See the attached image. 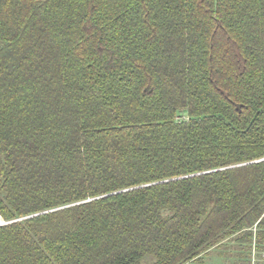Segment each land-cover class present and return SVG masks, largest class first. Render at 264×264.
<instances>
[{
	"label": "trees",
	"instance_id": "16d2710c",
	"mask_svg": "<svg viewBox=\"0 0 264 264\" xmlns=\"http://www.w3.org/2000/svg\"><path fill=\"white\" fill-rule=\"evenodd\" d=\"M263 158L264 0H0V264L261 253Z\"/></svg>",
	"mask_w": 264,
	"mask_h": 264
},
{
	"label": "rangeland",
	"instance_id": "374dc122",
	"mask_svg": "<svg viewBox=\"0 0 264 264\" xmlns=\"http://www.w3.org/2000/svg\"><path fill=\"white\" fill-rule=\"evenodd\" d=\"M230 246L233 247L232 240L220 242L201 255V263L193 262L191 264H264V251L257 253L256 250L254 252L252 249L254 245L245 252Z\"/></svg>",
	"mask_w": 264,
	"mask_h": 264
},
{
	"label": "water",
	"instance_id": "95a60500",
	"mask_svg": "<svg viewBox=\"0 0 264 264\" xmlns=\"http://www.w3.org/2000/svg\"><path fill=\"white\" fill-rule=\"evenodd\" d=\"M260 161H262V160H260ZM255 162H259V161H255ZM243 165V164H242ZM237 166H240V165H237ZM236 166V167H237ZM233 167H235V166H233ZM110 195V194H109ZM109 195H106V196H109ZM104 197V196H103ZM98 198H102V197H98ZM98 198H96V199H98ZM90 200H93V199H89V200H86V201H84V202H87V201H90ZM81 203H83V202H81ZM77 204H80V203H75V204H72V205H70V206H73V205H77ZM67 207H69V206H67ZM58 209H61V208H58ZM55 210H57V209H55ZM17 221V220H16ZM11 222H15V221H11ZM10 222V223H11ZM9 223V222H8ZM8 223H5V222H3V220L0 218V225H4V224H8Z\"/></svg>",
	"mask_w": 264,
	"mask_h": 264
},
{
	"label": "built area",
	"instance_id": "2783aa9c",
	"mask_svg": "<svg viewBox=\"0 0 264 264\" xmlns=\"http://www.w3.org/2000/svg\"><path fill=\"white\" fill-rule=\"evenodd\" d=\"M262 161H264V158L263 159H261Z\"/></svg>",
	"mask_w": 264,
	"mask_h": 264
}]
</instances>
